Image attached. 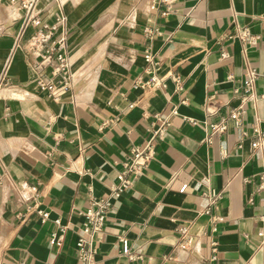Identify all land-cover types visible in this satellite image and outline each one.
I'll return each mask as SVG.
<instances>
[{"label": "crops", "instance_id": "0c3cea01", "mask_svg": "<svg viewBox=\"0 0 264 264\" xmlns=\"http://www.w3.org/2000/svg\"><path fill=\"white\" fill-rule=\"evenodd\" d=\"M154 1L37 0L43 24L63 15L69 29L73 85L55 102L35 85L37 60L24 46L32 30L15 46L24 15L0 0V76L9 80L0 89V264H80L85 211L108 196L155 115L170 126L152 162L111 200L97 263L264 264V151L251 146L253 127L264 129V0H175L164 17L149 11ZM150 20L152 38L144 34ZM236 27L257 43L227 39ZM147 51L163 87H134L149 77ZM248 68L259 75L255 99L244 101ZM238 109V122L208 143V124ZM30 186L35 200L21 194ZM211 192L221 199L207 216ZM211 217L220 219L215 234ZM182 227L191 239L185 249Z\"/></svg>", "mask_w": 264, "mask_h": 264}, {"label": "built area", "instance_id": "2783aa9c", "mask_svg": "<svg viewBox=\"0 0 264 264\" xmlns=\"http://www.w3.org/2000/svg\"><path fill=\"white\" fill-rule=\"evenodd\" d=\"M175 0H156L149 6L150 12H155L159 16L164 17L172 12V4ZM16 4L19 12L24 15V23L20 34L15 42V46H19L27 29H31L32 33L26 37L24 41L25 49L36 58L35 85L45 94H48L55 102L59 101L61 96L72 90L73 77L70 71V63L68 58V35L66 18L59 15L53 24H43L42 20L35 13V5L37 0H11ZM144 34L148 38H152L158 34V29L155 27L154 20H150L148 26L144 28ZM227 39L238 40L244 48L253 46L257 43L258 38L250 34L246 27H236L232 33L227 34ZM227 53L222 52L221 58H226ZM146 65L144 74L148 75V79L143 81L139 77L134 82V87L142 90H150L164 86L165 77L158 75V64L155 62L154 55L147 51L144 56ZM48 70V74L44 73ZM258 72L254 68L246 70L245 80L241 87L242 100H254L253 88ZM170 80L175 86V90L179 91L180 78L176 75H170ZM9 85V80L5 74L0 76V89ZM213 97L210 96L209 99ZM240 109V108H239ZM231 110L228 116H223L218 122L209 123V137L222 135L228 129V121L232 120L235 124L240 117V110ZM176 110L171 112V115H176ZM170 123L167 118L160 115H155V121L147 127V137L140 145L131 146L128 155L121 162V170L116 175L115 182L109 188L107 197L93 199L90 207L84 213V223L81 228V233L78 237L75 252L77 260L80 264H98L96 261L97 248L99 242V234L104 229V224L107 218L108 211L111 207V200L120 197L133 184V178L142 174L147 166L152 162L155 155L156 145L165 136ZM254 141L251 143L252 149L264 151V129L260 130L257 125L253 127ZM261 184L259 188H264V176L260 177ZM185 186L182 188L184 189ZM23 196L29 195V199L35 200L37 187L30 186L26 191H21ZM204 196L209 200V207L203 212L209 216L211 208H216L217 202L221 199L220 193H207ZM36 206V205H35ZM211 233L217 232L216 223L220 222L219 218H213ZM180 249H185L190 244V235L187 227H182L178 230ZM61 239L51 236L50 244L59 246ZM215 243H213L214 245ZM124 253H127L124 247ZM216 250L212 248L210 262L216 261Z\"/></svg>", "mask_w": 264, "mask_h": 264}]
</instances>
